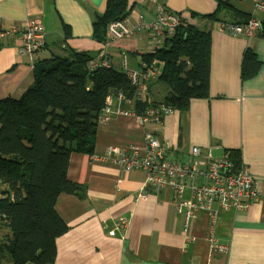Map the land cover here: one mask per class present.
<instances>
[{
    "label": "crops",
    "instance_id": "0c3cea01",
    "mask_svg": "<svg viewBox=\"0 0 264 264\" xmlns=\"http://www.w3.org/2000/svg\"><path fill=\"white\" fill-rule=\"evenodd\" d=\"M158 2L209 34L208 97L192 99L185 111L174 109L158 126L139 124L132 117H99L92 154L72 153L69 158L68 180L83 186L85 196L58 198L56 212L68 230L56 240L54 264H264V12L253 0ZM105 5L106 0H0V101L19 99L39 81L35 66L48 67L55 58L75 75L89 73L88 64L100 56L119 72L123 57L129 69L146 64L151 54L146 31L134 29L130 37L107 43L105 36L98 42L102 39L93 23ZM128 7L129 27L152 20L154 6L146 0H128ZM250 19L262 24L251 38L218 29L223 22L243 24ZM26 21L44 28L43 46L31 56L20 55L18 36L6 34L23 28ZM248 50L260 66L254 76L242 80ZM79 54L87 56L86 63ZM157 89L153 84L154 97L159 96ZM145 134L165 144L172 160L184 159L192 147L211 152L215 159L232 160L236 153L237 164L245 165L256 180L260 195L255 204L239 213H220L216 239L228 246L225 254L207 240L206 216L200 214L189 224L186 240L170 190L145 184L140 170L126 172L105 160L108 146L140 143ZM142 188L148 197L138 199ZM121 219V230L108 235Z\"/></svg>",
    "mask_w": 264,
    "mask_h": 264
},
{
    "label": "trees",
    "instance_id": "16d2710c",
    "mask_svg": "<svg viewBox=\"0 0 264 264\" xmlns=\"http://www.w3.org/2000/svg\"><path fill=\"white\" fill-rule=\"evenodd\" d=\"M128 13V0H106L104 13L93 23L98 42H104L110 23L125 20ZM178 15L175 35L145 62L163 64L149 86L152 103L185 111L192 99L208 97L211 41ZM77 56L86 63L85 54ZM49 63L35 66L39 81L19 99L0 101V230L7 231L0 234V264L55 263L56 240L68 230L56 212L58 198L85 196L83 186L68 180L70 155L92 154L106 96L123 92L133 99L135 94L124 72L98 68L75 75L66 72L61 59ZM259 66L254 53L246 51L241 79L254 76ZM153 84L162 97L152 95ZM134 108L142 112L136 101ZM231 157L238 163V154Z\"/></svg>",
    "mask_w": 264,
    "mask_h": 264
},
{
    "label": "built area",
    "instance_id": "2783aa9c",
    "mask_svg": "<svg viewBox=\"0 0 264 264\" xmlns=\"http://www.w3.org/2000/svg\"><path fill=\"white\" fill-rule=\"evenodd\" d=\"M146 1L154 6L152 20L149 23L139 22L135 28L129 27L125 20L110 23L106 30L107 43L130 37L134 29L138 32L146 31L151 37L150 52L155 54L163 41L175 35L179 15L167 9L158 0ZM253 1L255 7L264 12V0ZM260 28L261 22L255 19L243 24L223 22L218 26L220 32L246 38L253 37ZM6 34L18 36L22 44L18 52L22 56H31L43 46L44 28L36 21H26L23 28L11 30ZM97 68L110 66L108 61L100 56V60L88 64L89 72ZM122 69L135 90L134 98L127 99L123 92L106 96L101 110L104 120H108L112 115H118L132 117L139 124L158 126L162 119L175 112L165 104L154 105L151 100L149 86L162 74L161 62L144 64L134 70L128 68L123 57ZM135 101L141 106L142 112L135 110ZM105 160L126 172L140 170L145 175V184L170 190L176 198V213L183 220L186 240L189 238L187 237L189 224L196 222L200 214L206 216V238L212 243L215 251L223 254L228 251V246L219 244L216 239L220 213L242 212L255 204L260 195L256 180L242 163L237 164L226 156L215 159L211 152L204 153L197 147H192L184 159L172 160L168 155V147L152 134H145L140 143L124 147L108 146ZM143 188L138 194V199L148 197ZM123 222L122 219L116 222L108 235L115 236L116 232L121 230Z\"/></svg>",
    "mask_w": 264,
    "mask_h": 264
},
{
    "label": "rangeland",
    "instance_id": "374dc122",
    "mask_svg": "<svg viewBox=\"0 0 264 264\" xmlns=\"http://www.w3.org/2000/svg\"><path fill=\"white\" fill-rule=\"evenodd\" d=\"M163 89V95H165L166 94V90L164 89V88H162ZM160 97H162V96H157V98H160ZM3 264H5V263H3Z\"/></svg>",
    "mask_w": 264,
    "mask_h": 264
}]
</instances>
